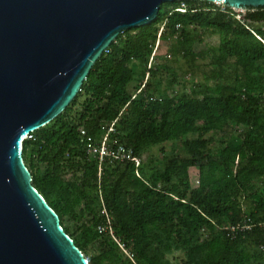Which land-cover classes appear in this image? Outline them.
Instances as JSON below:
<instances>
[{"label": "trees", "instance_id": "obj_1", "mask_svg": "<svg viewBox=\"0 0 264 264\" xmlns=\"http://www.w3.org/2000/svg\"><path fill=\"white\" fill-rule=\"evenodd\" d=\"M215 5L163 2L152 22L120 32L67 107L23 141L33 186L89 255L88 264H264V74L252 75L264 71V26L257 25L264 6L246 7L237 18ZM201 30L220 36L212 74L220 80L195 84L191 94H151L149 82L135 93L128 89L138 76L156 74L148 63L159 34L176 35L194 61L203 57L193 51ZM115 120L112 139L144 158L100 170L80 129L98 137ZM229 124L244 126L241 135L208 136ZM167 142L180 143L182 153L166 154L164 146L161 157L150 153ZM107 218L113 234L97 229ZM174 253L181 254L176 261Z\"/></svg>", "mask_w": 264, "mask_h": 264}, {"label": "water", "instance_id": "obj_2", "mask_svg": "<svg viewBox=\"0 0 264 264\" xmlns=\"http://www.w3.org/2000/svg\"><path fill=\"white\" fill-rule=\"evenodd\" d=\"M169 1L0 0V264H88L33 186L23 141L67 107L120 32L152 22Z\"/></svg>", "mask_w": 264, "mask_h": 264}, {"label": "rangeland", "instance_id": "obj_3", "mask_svg": "<svg viewBox=\"0 0 264 264\" xmlns=\"http://www.w3.org/2000/svg\"><path fill=\"white\" fill-rule=\"evenodd\" d=\"M215 8L222 9V6L219 7L218 5H215ZM231 10L237 18H242L249 9L246 7H232ZM257 25L264 26V21L257 23ZM199 32L201 33V40L193 45V51L195 53L202 52L203 57L199 56L194 61L184 56L181 49V41L176 35L159 34L153 40V54L149 57L148 63V67L156 69V74L150 76V74L147 73L144 78L138 76L139 78L131 83L128 89L135 93L145 87L146 83L149 82L152 84V89H150L151 94L155 93L154 90H160L171 95L181 92L191 94L195 84H214L220 80V78L212 75L213 70L216 69L213 64L215 59L214 49L220 41V36L217 32L211 30H201ZM140 70L141 68H138L137 75ZM240 73L242 72L240 71ZM263 74V70H258L257 72L252 73L253 76H257L258 78H261ZM141 82H143L142 85H140ZM261 82L264 86V81L261 80ZM138 85L140 86L138 87ZM243 129L244 126L229 124L225 126L223 130L211 132L208 136L215 139L240 136ZM163 146L166 154L171 155L173 153H182L180 143L178 142H167L165 144L156 145L150 149V153L155 157H161L162 153H160V148ZM143 158H141V160ZM198 172V168H190L191 187L198 185ZM64 225L71 228V230L75 229L74 221L69 218L65 219ZM85 257L89 258V255ZM169 257L173 261H176L181 257V254L174 253L170 254Z\"/></svg>", "mask_w": 264, "mask_h": 264}, {"label": "built area", "instance_id": "obj_4", "mask_svg": "<svg viewBox=\"0 0 264 264\" xmlns=\"http://www.w3.org/2000/svg\"><path fill=\"white\" fill-rule=\"evenodd\" d=\"M215 4L219 7L222 6V9H219L223 11H232V6H229L222 2H216ZM115 122L116 120L112 122V124H110L108 127H104V133L98 137L88 134V132L83 128L81 129V135L83 136L85 148L91 156L95 157L99 164L100 170L103 169L106 163L133 162L135 164H138L141 160L140 157L135 154L134 150L131 147L123 143H119L117 140L111 138L112 134L117 132ZM101 213L106 214L105 209H103ZM239 227L240 226L238 224L232 225L229 228L231 230H235ZM97 229L100 233L113 234L111 218H107L102 223H99L97 225ZM116 241L118 242L120 248L126 252V254L132 256V253L125 249L124 244L119 239H116ZM87 259L88 261L90 260V258Z\"/></svg>", "mask_w": 264, "mask_h": 264}, {"label": "bare ground", "instance_id": "obj_5", "mask_svg": "<svg viewBox=\"0 0 264 264\" xmlns=\"http://www.w3.org/2000/svg\"><path fill=\"white\" fill-rule=\"evenodd\" d=\"M199 1V0H198ZM203 1V0H202ZM205 1V0H204ZM251 8V7H250ZM237 11V10H236ZM248 12V11H247ZM151 64V63H150ZM83 84V83H82ZM81 130V129H80ZM118 132V131H117ZM112 138V137H111ZM84 142V141H83ZM84 144V143H83ZM85 146V145H84ZM133 149V148H132ZM85 150H86V148H85ZM56 212V211H55ZM111 220H113V219H111ZM246 224V223H245ZM113 225V224H112ZM230 225V224H229ZM237 225V224H236ZM242 225H244L243 223H242ZM241 225V226H242ZM62 226V225H61ZM231 226V225H230ZM228 228V227H227ZM64 229V228H63ZM238 229V228H237ZM226 230V229H225ZM224 230V231H225ZM236 230V229H235ZM239 230V229H238ZM248 230V229H247ZM231 231V230H230ZM227 233H228V231H227ZM235 233V232H234ZM238 233H240V232H238ZM226 235H228V234H226ZM70 236V235H69ZM90 261V260H89Z\"/></svg>", "mask_w": 264, "mask_h": 264}]
</instances>
